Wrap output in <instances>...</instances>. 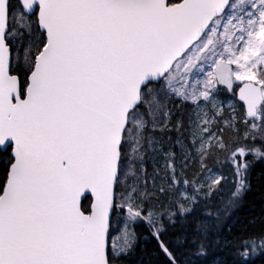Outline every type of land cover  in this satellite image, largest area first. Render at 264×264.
I'll return each instance as SVG.
<instances>
[{"label": "snow or ice", "instance_id": "obj_1", "mask_svg": "<svg viewBox=\"0 0 264 264\" xmlns=\"http://www.w3.org/2000/svg\"><path fill=\"white\" fill-rule=\"evenodd\" d=\"M257 166L264 0H0V264H256Z\"/></svg>", "mask_w": 264, "mask_h": 264}, {"label": "trees", "instance_id": "obj_2", "mask_svg": "<svg viewBox=\"0 0 264 264\" xmlns=\"http://www.w3.org/2000/svg\"><path fill=\"white\" fill-rule=\"evenodd\" d=\"M146 167L147 172L151 174L153 172L151 163L149 162ZM258 172L259 166H257V168L253 172L252 190L247 193L244 206L238 210V224H247L252 217H259L262 213V210H264V179H256V175ZM260 227L261 225L259 224V222H257L255 226L249 225L250 230H258ZM137 231L140 234L138 244L143 245L145 248L150 250L155 241L151 239V237H149L148 240L144 239V237L149 236V231L146 225L137 226ZM256 264H264V257L258 258Z\"/></svg>", "mask_w": 264, "mask_h": 264}, {"label": "rangeland", "instance_id": "obj_3", "mask_svg": "<svg viewBox=\"0 0 264 264\" xmlns=\"http://www.w3.org/2000/svg\"><path fill=\"white\" fill-rule=\"evenodd\" d=\"M151 163V162H150ZM151 165H152V163H151ZM158 166V165H157ZM152 167H154L153 165H152Z\"/></svg>", "mask_w": 264, "mask_h": 264}]
</instances>
